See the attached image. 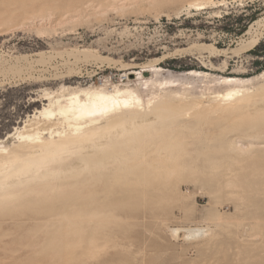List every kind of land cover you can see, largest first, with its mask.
<instances>
[{
    "label": "rangeland",
    "instance_id": "374dc122",
    "mask_svg": "<svg viewBox=\"0 0 264 264\" xmlns=\"http://www.w3.org/2000/svg\"><path fill=\"white\" fill-rule=\"evenodd\" d=\"M82 1L85 8L74 11ZM191 1L0 0V64L24 55L33 60L23 71L0 73V145L17 144L16 132L50 93L57 98L99 85L145 88L137 74L144 65L165 68L155 76L163 93L202 79L181 74L189 69L208 71V81L264 70V0L189 6ZM252 39H258L254 45ZM41 54L45 63L37 61ZM263 106L264 97L230 115L210 116L206 129L217 142L188 154L173 145L167 150H180L177 164L144 162L149 175L137 199L122 197L119 188L104 195L99 186L91 198L76 199L86 206L105 198L94 210H82L77 201L72 209L53 211L55 200L76 198L67 193L55 195L48 206H1L0 264H264V146L242 154L218 144L236 137L264 141V111L258 110ZM170 112L177 113V124L185 116V108ZM198 227L210 234L185 238Z\"/></svg>",
    "mask_w": 264,
    "mask_h": 264
},
{
    "label": "bare ground",
    "instance_id": "6f19581e",
    "mask_svg": "<svg viewBox=\"0 0 264 264\" xmlns=\"http://www.w3.org/2000/svg\"><path fill=\"white\" fill-rule=\"evenodd\" d=\"M211 1L213 0H193L189 6H203ZM85 4L82 1L74 11L79 12L85 8ZM3 31L5 34L7 29ZM253 39L251 44L254 45L258 39ZM244 45L241 47L245 48ZM248 45V48L253 46ZM210 48L214 52L220 50L214 45ZM83 53L89 57L88 51L84 50ZM45 57L41 54L37 61L45 63ZM6 59L0 64V73L23 71L33 61L28 55L16 56L15 62H8ZM164 70L161 66L144 65L137 74L145 88L116 85L108 90L99 85L73 89L67 95H59L57 98H53L51 93L45 97L44 100L48 102L16 132L19 139L17 144L0 145V207L9 208L6 206L8 203L18 201L19 204L28 202L30 206H48L52 204L51 199L55 195L67 193L74 194L76 198L63 204H57L55 200L51 206L53 211L57 208L69 210L79 203L80 207L83 206L82 210L87 205L94 210L104 203L105 198L89 199L86 206L80 199H88L93 189L99 186L104 195L112 194L106 193L108 188H119L118 192L122 197L137 199L144 194L140 187L145 185L149 175L148 170L144 169V162L162 161L168 165V161H178L180 150L177 152L179 156H174L172 151L167 150L173 145H180L181 150L187 154L188 150L194 148H209L217 142V135L206 129L212 124H209L210 116L230 115L249 106L252 100L264 97V82L258 83L264 79V70L251 77L221 75L214 81H208V71L189 69L181 74L199 76L202 79L190 82L172 93H163L157 88L163 82L155 76ZM151 72L152 75H146ZM219 87H225V90ZM142 89L147 91L145 96ZM35 99L32 101H36ZM179 108H185V116L177 124V113L169 111H177ZM258 110L264 111V106ZM189 134L196 136L191 137ZM247 140L245 142L236 137L233 140H219L218 144L224 143L227 150L242 154L250 152L253 147L257 149L256 146H264V141L259 138L251 137ZM70 159L72 161L69 162ZM173 166L169 168L170 171ZM103 172L110 174L109 179L101 177ZM85 190L90 192L83 193ZM159 190L163 192L162 187ZM27 196L29 197L26 198ZM78 197L80 201L76 200ZM41 223L42 220H38V224ZM189 230L191 233L185 236L187 239L204 238L210 234L201 227ZM178 231L180 229H172L173 234L177 235Z\"/></svg>",
    "mask_w": 264,
    "mask_h": 264
}]
</instances>
